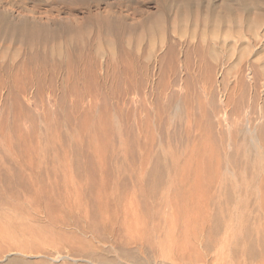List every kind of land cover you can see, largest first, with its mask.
<instances>
[{"label": "rangeland", "instance_id": "1", "mask_svg": "<svg viewBox=\"0 0 264 264\" xmlns=\"http://www.w3.org/2000/svg\"><path fill=\"white\" fill-rule=\"evenodd\" d=\"M197 46L201 48L198 52L195 50ZM171 47L172 54L170 58H166L164 62L162 61L164 66L163 64H159L161 57ZM190 50L192 52H189ZM185 53L188 54H186L187 57ZM189 53L192 54L191 57ZM216 54L218 55L216 56ZM31 55L33 57L29 59ZM204 55L205 57L207 55V57L205 58ZM211 56L217 57L215 60L219 61L212 60ZM88 57L96 60L95 68H93L89 61L87 64L85 63L89 60ZM122 57L124 58L122 59ZM202 57L208 61L205 62V59L201 60ZM172 58L177 59V61L180 60L178 63L174 60L175 68L179 71L175 75L169 72H172L169 66ZM121 59L127 61H122ZM188 59L189 61H187ZM22 62L35 66L45 62L47 68L57 66L51 84L48 83L47 85L48 81L44 82L45 80L40 84L35 83L31 88L26 90L24 96L23 94L20 95L24 106L35 115L33 122L24 117L19 120V124H21L23 130L33 132V142L30 139L26 141L27 143L29 142L28 145H33L34 143L33 146H36L35 148L40 152V154L33 152V156L35 158L42 156L46 164L47 162L49 163V159L55 156L56 151L59 150L58 152L61 154L62 147L61 144H58L60 142L65 147L71 143L78 142L77 144H79L80 141H83L81 143L87 147V136L84 135V137L82 134L87 132L89 136L91 135L90 137L95 139L93 143L91 141L88 151L91 152L93 148L94 151L91 152V154L93 153V158L97 160L101 158V161L107 167L109 166L111 172L117 176L118 190L115 191L117 198L119 197L117 199V201L119 200L117 202V216L119 219H123L129 216L132 212L131 210L135 208V205L131 207L132 209L128 207L134 201V194L128 178L142 172V168H139L135 163L137 157H140L141 152L137 146L138 122L144 119H149V123L151 122L147 131L150 134V139H147V142H150V147L153 150H151L152 155L159 159L158 165H155V170L152 173L154 175H151V177H162L164 182L175 179V183H178L179 179L184 177L186 173L180 169L184 157L183 151L190 146V142L184 138L185 126H188L189 123L187 122L189 121L186 122V105H184L185 103H183L182 99L184 96L191 94V92L192 95L196 91L200 92L203 81L201 75L205 72L203 69L210 66V64L214 66L212 68L215 76L218 78L220 75L222 76V78H219L221 82L218 83L219 85L224 84L222 86L226 94H230V87L233 86L232 84L235 81L234 77L246 68H248L247 71L252 70L256 83H264L262 81L264 78V0H0V119L2 117L6 121L8 119L7 123L13 120V111L10 107L11 99L8 97L9 80L5 78L7 75L4 68L6 66L21 64ZM181 62L186 65H182ZM66 63H69V65L65 66ZM180 64L181 66H179ZM187 64L189 65L187 66ZM204 64L208 66L206 67ZM253 66L255 67L252 68ZM161 69L165 73L164 71L162 73ZM92 70L95 73L91 74ZM89 71L91 72L89 73ZM89 74L94 77L92 76V78ZM187 74L191 76L190 79ZM192 76L195 77L193 78ZM141 77L142 80L139 81ZM186 78L189 80L188 85H191H189L190 89L193 85L195 86L191 90L185 91ZM196 79L199 82L195 81ZM5 80L7 81L5 82ZM174 82L176 95H180L177 96V99L180 98V101L177 104L172 101L169 108L163 109L167 100H169L171 92V85L169 84H173ZM140 84H143L145 88ZM137 85H139V88ZM157 85L159 86L157 87ZM4 86L5 88H3ZM141 86L142 88H140ZM165 88L170 90L166 91ZM194 89L196 90L194 91ZM262 90L260 93L261 98L264 97V89L262 88ZM184 91L185 94H183ZM140 93H142V96ZM181 95L183 96L182 99ZM61 100H64L66 110H70L71 112L69 121L66 120V115H64L66 113L60 104ZM244 101L241 103L243 107L240 104L239 106H235L234 102H230L227 105L228 108L225 107V111L227 108L226 112H229V110L231 112L232 110L231 113H234L232 119L233 121L238 120L237 122L241 129H243V116L246 113L245 105L250 101V94L246 93ZM231 106L234 107L232 108ZM104 108L107 111H104ZM235 108H238L236 109L237 111H234ZM48 109L49 111H47ZM239 111L240 113H238ZM4 115H6V118ZM84 119L87 120L85 121ZM215 120H213V124L216 127ZM98 129L100 130L98 131ZM101 130L102 132L104 130L107 131L103 132L105 137H100ZM228 131L229 129H224L223 131L224 140L229 138ZM1 132L3 134L0 133V167L5 166L13 171L12 164L5 157L7 146L4 138L5 132ZM107 133L110 135L108 136ZM9 134L12 141L15 140L14 135L12 133ZM55 134L57 137H55ZM46 136H48L47 139ZM67 138H69L68 142H66ZM238 138L236 142L241 148L246 147L249 143V135L245 134L244 131L239 133ZM210 140L212 141L213 139L209 137L206 140L208 149L210 144L214 145ZM127 141H130L129 150L125 148V142ZM153 144L156 146L154 147ZM50 145L52 146L50 147ZM41 148H43V151ZM69 154V158L73 157L71 152ZM98 155H100V158ZM155 163L156 161H152L150 165L148 164L147 170H150ZM179 170L183 174H180ZM222 170V172L219 171L218 175L204 173L205 176H202L204 174L199 173L198 178L197 174H193L196 175L195 177L198 180L202 177L203 185L200 183V180L199 183L202 186L199 189L205 190L207 183L209 184L211 180V182H216L217 188L215 187L214 189L216 198L217 196L220 197L217 198L220 202L222 201L221 199L225 201L224 197L226 195L224 194L226 193L225 187L227 188L228 186L227 183H231L230 180L232 181L233 178L237 179L224 169ZM192 172H187L188 174L185 175L189 178V181L193 178ZM121 178L127 179L129 188L125 189L119 185L118 182ZM214 178L218 179L214 181ZM226 180L227 183H225ZM221 181L225 186L221 185L223 184ZM214 189L212 188L211 191H214ZM221 189L222 191H220ZM155 190L159 191V193H165L167 190L166 183L157 185ZM107 192V195L112 197L114 191L111 189ZM69 195L71 201L76 202L73 208L79 207L71 213V224L64 231L71 236L80 237L78 239L82 241H74L64 248L62 244L63 239L50 233V226L45 221L41 219L38 222L26 223L27 216H30L27 212L11 209L6 205H0V232L3 234L13 233V235L15 232L16 241L27 242L43 250V252L39 253L31 251L12 252L5 256L4 259H0V264H253V261L250 259L240 253V255L238 253L234 254L230 250L224 232L218 235L216 243H213L215 245L207 252V250L205 251L201 247L200 242L194 243L191 240L193 239L190 233L191 230H188L189 234L186 232L187 235L183 234L182 237H185V239L189 237L190 245L192 242L195 245L198 244L197 246L193 245L195 248H198L195 249L197 252L199 250L196 253L192 249L194 247L191 246V248L188 242V244H184L186 243L184 241L183 245L185 246L182 249H192L193 251H186L189 252L188 254L191 253L190 255L185 253L187 249L181 250L182 246L180 245H182L181 241L184 238L181 240L179 236L182 233L171 236L168 240L159 241L160 243L154 239L155 241L152 244L144 242L137 245L127 244L118 229L120 228L119 222L116 225L117 228L114 225L117 235L112 237L106 233V230L100 223L99 217L95 216L96 210L84 203V196L81 193L78 194L72 191ZM149 201H147V209L150 212L156 211L154 206L149 204ZM123 206L127 208L124 209ZM249 207H251L248 208L249 210H254L251 205ZM167 208L170 210L169 207ZM112 209H114V205H112ZM156 209L159 208L157 207ZM161 210L163 209L160 208L159 211ZM128 211L131 212L127 214L126 212ZM133 212L141 216L138 217L139 221L145 220L148 222V228H150L152 222L156 223V220H148V215L144 209L139 208V211L135 209ZM106 213L112 216V212L109 214L107 211ZM98 223L99 229L95 230L94 228ZM28 225H35V229L31 227L29 230ZM93 233L96 235H93ZM33 235H37L39 238L32 237ZM174 237H178L176 240L180 241H176ZM172 238L173 241L171 240ZM112 239H117V246H115L114 251L108 252L105 249L96 248L97 245L106 247L112 244ZM218 239L221 241H218ZM94 246L95 251L92 252L94 260L93 258H81L75 255L65 256L59 253V250L62 248L67 249L71 247V250L75 252L86 254L91 253L89 247L93 248ZM56 250L58 252L54 253ZM175 250L177 253L180 251L179 257L175 253ZM202 257L206 259V262L201 260Z\"/></svg>", "mask_w": 264, "mask_h": 264}, {"label": "bare ground", "instance_id": "2", "mask_svg": "<svg viewBox=\"0 0 264 264\" xmlns=\"http://www.w3.org/2000/svg\"><path fill=\"white\" fill-rule=\"evenodd\" d=\"M30 49H32V48H30ZM171 49H172V47L167 50V52L165 53V55L163 57H161V55H160L161 60L160 59L159 60L161 62L162 61L164 62V60L166 58H170V55L172 54ZM200 49L201 48L199 46L195 47V50L197 52L200 51ZM244 51H245V49H244ZM189 52H192V50H190ZM193 53L195 54V52H193ZM33 54H34V52H33ZM186 54L187 53H185V55ZM187 55H186V57H187ZM191 55L192 54H190V57H191ZM201 55H203V54L201 53ZM217 55L218 54H216V56ZM34 56H36V55H34ZM32 57L33 56L31 55L29 57V59H31ZM204 57H205V55H204ZM206 57H207V55H206ZM82 58H84V57H82ZM123 58L124 57H122V59ZM215 58H217V57H215ZM215 58L211 56L212 60H215ZM204 59L202 57L201 60H204ZM86 60H87V58H86ZM124 60H122V61H124ZM174 60L177 61V59L172 58V61L170 62V65H169L171 67L170 69L172 70V72L171 71H169V72L171 74L173 73L175 75L179 71H177L175 68ZM24 61H26V60H24ZM30 61H34V60H30ZM88 61L93 66V68H95L96 60L91 57L85 63L87 64ZM125 61H127V60H125ZM179 61H177V63ZM187 61H189V59ZM206 61H208V60L205 59V62ZM215 61L218 62L219 60L218 61L215 60ZM161 62L159 64H163V62L162 63ZM183 62H184V60H183ZM199 62H200V60H199ZM184 64L182 63V65H184ZM206 64H208V63H206ZM67 65H69V63L65 64V66H67ZM188 65L189 64H187V66ZM115 66H117V65H115ZM160 66L162 67V65H160ZM163 66H164V64H163ZM179 66H181V64ZM195 66H196V61H195ZM204 66H206V65L204 64ZM212 67H214V66H212V64H210V66L203 69V71L205 70V72L201 75L202 79H203L202 87L200 86L201 84L198 85L201 87L200 92L196 91V93H194L193 95L191 92V94H189L188 96L186 95L183 98L182 95L185 94V91L191 90L195 86L192 84L193 87L191 89L189 88L191 85L190 84H189L190 86L188 85V82H189L188 78L190 79L191 76L189 74H187V75H189V77L186 78V81H185L187 83L186 86L184 85L185 91L183 94L181 93L182 94L181 99L183 98L182 99L183 103H185L184 105H186V107L184 106L185 107V116L187 118L186 122L189 121V122H187V123H189L188 126H185L186 129L184 131L185 132L184 138L186 141L190 142V146H189V148H186V150L183 151L184 157H183V161H182L180 169L183 172L184 171L186 172V173L184 172L185 175L188 174L187 172L193 171L194 173L192 172V175L197 174L198 175L197 178L199 177V175L201 173H203V174L204 173H206V174H208V173L213 174L214 173L215 175H218L219 171H221L222 169H224L226 172L230 173L233 177H236L237 179L233 178L234 180L232 179V181L229 179L231 182L229 184L227 183L228 179L225 182L228 185L227 188L225 187V192H226L224 194V195H226V197H224L225 201H223V199H221L223 202L222 201L220 202V200L217 199L219 196H217V198H216L215 189H214L216 187V182L215 183L211 182L212 180L209 182V184L207 183V187L204 190V189H199L203 185L202 184V177H200L201 179L199 178V180H198L195 177L196 175H193V178L191 179V181H189V178L185 175H184V177H181V178L178 176V178H180L178 183H175V179H170L168 181L166 180V182H164L162 177H160V178H155V177L152 178L151 177L153 171L155 170V165L156 164L158 165L159 159L155 158L156 156L154 157V155H152V153H151L152 149L150 147V142H147V139L148 140L150 139V134H148L147 131L149 128L148 126H149V124H151V122L149 123V121H150L149 119H147V120L144 119V120H141L140 122H138L139 124L137 126L138 127V132H137L138 133V135H137V137H138L137 143L138 144H137V146H138V150H140L141 152H140V157H137V159H136L137 162L135 161V163L139 166V168L140 167L142 168V172H141V174L135 175L133 177L131 176L128 178V180L130 181V186L132 188L131 190L133 191V194H134V201L128 207L131 208V207H133V205H135L134 210L136 209L139 211V208L144 209L145 213L148 215V218H149L148 220L149 221H155L156 220V223L152 222V224H150L151 225L150 228H148V225H149L148 222L145 220L139 221L140 219L138 220V217H141V216H139V214L137 215L136 212L134 214V212H133L134 210H131L133 212V214L131 211H128V212H126L127 214H129L131 212V214L129 216H127L123 219H119V217L117 216V202L119 201V200L117 201V199L119 197L117 198V194H115V191L118 190L117 189V176L111 172V170L109 169V166L107 167L101 161V158L99 157L100 155H98V157L100 158L98 160L93 158V156H92L93 153L91 154V152L94 151L93 148H92L91 152L88 151V147H90L89 145H90L91 141L93 143V140H95V139L90 137L91 135L89 136L87 134V132L82 133L83 136L84 135L87 136V139H88L87 140L88 141L87 147H85L82 144L83 141H80V143L82 142L81 144L80 143L77 144L78 142L73 143V144L71 143L70 145L68 144L69 146L66 145L65 147L63 146L64 144H62L60 142L58 144H61V147H62L61 148V154H59V152H58L59 150L56 151L55 156L53 158L49 159V163L47 162L46 164L44 162V159H42L43 158L42 156L41 157L37 156L36 158L33 156V152H35V153L38 152L40 154L38 149L35 148L36 146L35 147L33 146L34 143H33V145H31V144L28 145L29 142L28 143L26 142L27 140L30 139V141H31L32 138H34L33 132L23 130L22 129L23 127L21 126V124H19V120L22 119V117H24V118H27L30 122H33L35 119V115L30 110H28V108L26 106H24V104L21 101L22 97L20 95L23 94V96H24L26 90L28 88H31L35 83L40 84L41 82H43L45 80L44 82L48 81L47 85H48V83L51 84L53 81V78H54L53 76L56 73L57 66H52L50 68H47L45 62H42L38 66H35L32 64H25V62L24 63L22 62L21 64L6 66L4 68V71L7 75V77H5V78L6 79L8 78V80H9L8 97L11 99L10 107L13 111V113H12L13 114V116H12L13 120H11L12 122L10 121V123H7L8 119L6 121L2 117L0 119V133L3 134V132H1V131L5 132L4 138H5L6 144H7V146L5 145L6 146L5 157L9 160L10 164H12L13 171H11L10 168L5 167V166L0 167V205H6L11 209H19V210H24L25 212H27L30 216H27V218H26L27 222L26 223H29V222L34 223V222H38L42 219L43 221H45L47 223L48 226H50V233H53L57 237L63 239L62 244H63L64 248H66V246H68L70 243H72L74 241H82V240L78 239L80 237L71 236L70 234H67L64 231V229L69 227V225L71 224V213L79 207L78 206L76 208H73L74 203H76V202L71 201V197L69 195L73 191L74 193H78V194L81 193L84 196V200H85L84 203L86 205L92 206L96 210L95 216L97 218L99 217L100 223L103 225L104 229L106 230V233H108L112 237L117 235L115 227L117 228L116 225L119 222L120 228H118V229H119L120 233L123 235V237L125 238V243H127V244L137 245V244H140L143 242L148 243V244L149 243L152 244L155 240L156 241L158 240V243H160L159 241H162L164 239L168 240V238H170L171 236H174L176 234L179 235L182 233L179 236V238L181 237V240H182V238H184V240L181 241L182 245H180L181 243L179 244L180 246H182L181 247L182 251L187 249L185 247H184L185 249H182L183 246H185V245H183V243L185 241L186 243H184V244L189 243L188 245L190 247L191 246L194 247V248L191 247L192 249H194V251H196L195 249L197 248V247L195 248V246L198 245V244L195 245L194 243L200 242V244L202 245V246L201 245L200 246L205 251L207 250V252H209L208 250H211L210 248L213 245H215L213 243H216L215 241H216V238L218 237V235L220 233L224 232L225 237L227 239V243L230 247V250L232 252H234V254L240 253L241 255H243L246 258L253 261V264H254V262H255V264H264V97L261 98V96H260L262 88L264 89V83H256V79H254V74H253L252 70L247 71L248 68H246L245 69L246 71L242 70L238 74L236 73L237 75L234 77L235 81H234V83L232 82L233 84L231 83L233 86L230 87V92H229L230 94H226L225 89L222 86L224 84L219 85V83H218V82H221L219 80V78L220 77L222 78V76L220 75L219 78L216 77ZM254 67L255 66H253L252 68H254ZM89 68H90V66H89ZM201 68H203V67L201 66ZM197 69H199V68H197ZM128 71H129V69H128ZM161 71L163 73L164 70L161 69ZM90 72L91 71H89V73ZM93 73H95V72L92 70L91 74H93ZM140 73H141V70H140ZM164 73H165V71H164ZM115 74H117V73H115ZM123 74H124V72H123ZM194 74H195V72H194ZM126 75H127V72H126ZM217 76H219V75H217ZM198 77H200V76L198 75ZM179 78H180V76H179ZM141 80H142V77L139 81H141ZM6 81L7 80H5V82ZM143 81H144V79H143ZM170 81H171V79H170ZM195 81L199 82V80H197V79ZM262 81H264V78ZM224 83H226V82H224ZM227 83L230 84L229 81H227ZM161 84H162V82H161ZM164 84H166V83H164ZM140 85H143V84H140ZM162 85H160V86H162ZM169 85H171L170 86L171 92H170V95L168 98L169 100H167V102H166V105L165 104H164L165 106L163 105L165 107L163 109L169 108L170 105L172 104V101L175 102L176 104L180 101V98L177 99L178 98L177 96H180V95H176V90L174 88L175 82L173 84H169ZM5 86L3 88H5ZM37 86H39V85H37ZM133 86H134V84H133ZM137 86L139 88V85H137ZM158 86L159 85H157V87ZM226 86H229V85H226ZM7 87H8V85H7ZM143 87H144V85H143ZM140 88H142V86ZM47 89H49V88H47ZM52 89H54V88H52ZM168 90H170V89H166V91H168ZM195 90L196 89H194V91ZM136 92H137V90H136ZM231 92H232V94H231ZM142 93H140V95ZM246 93L250 94V101H248V103L245 105L246 113L243 116L244 117L242 120L243 129H241L239 123L237 122L238 120L233 121V119H232V115L234 114V113L233 114L231 113L232 110H231V112H230V110H229V112H226V111L228 108L227 105L230 102H234L235 106H239V104L241 105V103H243V101H244V97H245ZM190 95H192V96H190ZM165 98H167V97H165ZM260 100H262V101L260 102ZM181 103H182V101H181ZM244 103H246V101H244ZM60 104L66 113V114H64V115H66V120L69 121L70 116H71L70 110H66V108L64 107L65 106L64 100H61ZM231 105H232V103H231ZM160 106H162V105H160ZM225 107H227L226 111H225ZM231 107L233 108L234 106H231ZM105 108H104V111L106 110ZM157 108H158V106H157ZM8 109H9V107H8ZM236 109H238V108H235L234 111ZM239 110H240V108H239ZM47 111H49V109ZM165 111H167V110H165ZM241 112H243V111H241ZM47 113L49 114V112H47ZM238 113H240V111ZM237 115L239 116V114H237ZM4 117L6 118V115H4ZM78 119H79V117H78ZM213 120L216 121V123H215L216 127L213 124ZM78 122H80V121H78ZM213 128H215V129L217 128V129L215 130ZM38 129H36V130H38ZM100 129H98V131ZM224 129H229V131H228V133H229L228 137L229 138L228 139L226 138L227 140H224L225 139L223 136ZM102 130L100 132H102ZM33 131H34V129H33ZM242 131H244L245 134L247 133L249 135V138H248L249 143L246 145V147L241 148V146L239 144H237L236 139L238 138L239 133ZM61 132H62V130H61ZM88 132H89V129H88ZM103 132L101 133L100 137H105ZM105 132H107V131H105ZM9 133H12L14 135L15 140L12 141V138H11ZM126 133H127V131H126ZM43 134H45V133H43ZM109 135L110 134H108V136ZM2 137H3V135H2ZM47 137L48 136H46V139H47ZM55 137H57V135ZM129 137H130V134H129ZM135 137H136V135H135ZM209 137L213 139L212 141H214V142H212L211 140L210 141H211V143H214V145L210 144L209 149H208V146L206 144V140ZM246 137H247V135H246ZM142 138L144 139V141H142L143 140ZM67 140H69V138L66 139V142H68ZM140 140H141V142H139ZM151 140H153V139H151ZM40 141H41V139H40ZM61 141H62V139H61ZM85 141H86V139H85ZM225 141H227V142H225ZM32 142H33V140H32ZM46 142H48V141L46 140ZM54 142H55V140H54ZM129 142L130 141L125 142V148H127L128 150H129V148H128ZM52 144H53V141H52ZM46 146H47V144H46ZM51 146L52 145H50V147ZM94 146H95V144H94ZM153 146H154V144H153ZM53 148H54V145H53ZM42 149L43 148H41V150ZM169 150H172V149H169ZM172 151H174V150H172ZM70 152L73 154V157H71V158L68 157V156H70V154H69ZM95 155H96V153H95ZM179 159H180V157H179ZM152 161L153 162L156 161V163L153 165V167L150 170H147V165L148 164L150 165V163ZM130 166H132V165H130ZM171 170H173V169H171ZM181 170H179V173L183 174L181 172ZM132 174H133V172H132ZM224 174H226V173H224ZM202 176H205V174ZM223 176H225V175H223ZM215 177H217V176H215ZM111 178H113V179H111ZM206 178H207V175H206ZM218 178H214L215 179L214 181H216V179H218ZM200 180H201L200 183L202 185L199 183ZM219 181H220V179H219ZM206 182H208V181H206ZM206 182H205V184H206ZM118 183L122 188H125V189L129 188L128 187L129 183L127 182V179L121 178V179H119ZM165 183H166V189H167L165 191V193L164 192L159 193V191L155 190L157 185H161V184H165ZM221 185L223 186L224 183ZM222 186H220V187L222 188ZM121 187H120V189H121ZM197 188H198V190H196ZM212 188L214 189V191L212 190L213 192L211 191ZM111 189L114 191L112 197L110 195H107L108 194L107 191L111 190ZM222 189L220 191H222ZM120 193H122V192H120ZM110 200H111V202H110ZM148 200L151 201V202L149 201V204H152V206H154L156 211L150 212L147 209L148 208V203H147ZM112 205H114V209H112ZM250 205L254 208V210L248 209V208H251V207H249ZM157 207L159 209H156ZM167 207H169L170 210ZM123 208L125 209L127 207L123 206ZM160 208H162L163 210L159 211ZM107 211L109 212V214L112 212V216L107 215V213H106ZM53 214H55V215H53ZM114 225H115V227H114ZM34 226L35 225H32V226L28 225L29 230L31 227H33L35 229ZM189 227H191V228H189ZM94 229L95 230L99 229V223L96 225V227ZM188 230H191L190 233L192 234V238H193L191 240H193V242H194V243L192 242L191 245L189 242L190 241L189 237H187L188 239H185V237H182L183 234L187 235L186 232ZM0 231H1V228H0ZM191 234H190V236H191ZM93 235H96V234L93 233ZM12 237H14V238H12ZM15 237H16L15 232H14V235H13V233H11V234L10 233L9 234L4 233L3 234L0 232V259L1 260L4 259L5 256L11 254L12 252H24V251H29V252L31 251V252H38V253L43 252V250L40 247L34 246L33 244H29L27 242H22V241H16ZM32 237L39 238L37 235H33ZM225 237H223V238H225ZM176 239H178V237L175 238V240ZM220 239H222V237H220ZM171 240L173 241V238ZM176 241H180V240H176ZM218 241H221V240L218 239ZM111 242H112V244H109L106 247L105 246L100 247L97 245L96 248L97 249L101 248V249L107 250L108 252H110V251L112 252L115 250V246H117V239L116 240L112 239ZM174 243H175V241H174ZM176 245H178V243ZM64 248L59 250V253L60 254L62 253V255H65V256L75 255V256H80L81 258H89V259L93 258V260H94V257H92V252L95 251L94 250L95 246L93 248L89 247L91 253H86V254H80L78 252H75V251L71 250V247H68L67 249H64ZM174 248H177V247H174ZM192 249H190V250L193 251ZM176 250H175V253L178 252V250H177V252H176ZM190 250L188 248L187 250H185V253L188 254L189 252H186V251H190ZM57 252H58V250H56L54 253H57ZM198 252H199V250H198ZM198 252L196 251V253H198ZM185 253H183V254H185ZM177 254L179 257V254H181L180 251ZM190 254H188V255H190ZM81 258H80V260H81ZM98 260H99V258H98ZM201 260L206 262L205 261L206 259H204L203 257ZM223 260H224V258H223Z\"/></svg>", "mask_w": 264, "mask_h": 264}]
</instances>
